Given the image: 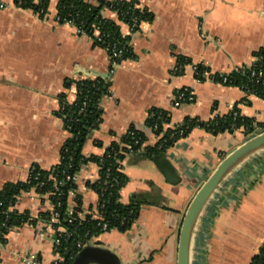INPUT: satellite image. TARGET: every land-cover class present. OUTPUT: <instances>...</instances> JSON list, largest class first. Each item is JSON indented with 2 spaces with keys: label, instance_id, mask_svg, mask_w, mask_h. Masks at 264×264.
Listing matches in <instances>:
<instances>
[{
  "label": "crops",
  "instance_id": "crops-1",
  "mask_svg": "<svg viewBox=\"0 0 264 264\" xmlns=\"http://www.w3.org/2000/svg\"><path fill=\"white\" fill-rule=\"evenodd\" d=\"M58 1L50 0L41 18L15 0H0V189L26 181L33 165L50 169L60 162L71 134L58 111L62 96L69 103L76 100L77 79L109 82L110 92L100 101L101 123L84 146L88 155H103L132 126L145 133L146 145H155L161 136L147 124L153 108L167 111L164 127L173 128L186 117L208 121L236 107L254 119L256 132L193 128L163 155L178 174L177 183L165 178L157 159L126 156L121 200L145 201L128 230L113 228L92 238L115 251L123 264H177L180 227L194 194L226 155L264 130V98L236 85L199 81L194 66L204 64L212 73L251 66L255 53L264 52V0H138L151 17L134 32L106 9L104 15L130 36L136 56L114 68L106 49L74 25L58 22ZM180 56L192 63L176 74ZM182 88L191 89L195 99L174 106ZM99 172L93 161L80 170L77 189L84 210L99 205L98 193L87 184ZM17 199L16 207L33 216L53 208L49 195L33 189ZM4 239L0 264H24L20 255L28 252L45 264L54 258L53 230L43 222L11 229ZM263 244L264 148L234 168L210 198L195 229L191 264H250Z\"/></svg>",
  "mask_w": 264,
  "mask_h": 264
},
{
  "label": "trees",
  "instance_id": "trees-1",
  "mask_svg": "<svg viewBox=\"0 0 264 264\" xmlns=\"http://www.w3.org/2000/svg\"><path fill=\"white\" fill-rule=\"evenodd\" d=\"M15 2L21 7L32 8L41 18H44L47 15L50 0H15ZM106 9L117 13L118 20L127 24L132 23L133 18H137L141 23L151 17L150 12L138 6V0H59L57 20L60 23L71 21L74 26L91 36L94 44L107 50L111 58V67L114 68V61L120 64L136 56L130 45V36L123 35L120 25L104 15ZM138 28L139 26L135 30ZM96 29H99L101 41L94 34ZM115 50H122L119 57L113 56ZM255 55L261 56V59L256 61L251 68L242 65L230 73H224L228 77L225 84L239 86L247 94H255L264 98V52L258 51ZM190 63L192 61L189 58L178 57V69L173 72L180 74ZM195 66L199 71L196 77L203 80L201 74L204 71H210L209 68L204 64ZM259 71L263 74L259 75ZM213 79L222 82L219 73H215ZM75 85L76 100L69 103L62 96L61 107L58 111L65 128L71 134L62 146L60 162L50 169H43L37 164L33 165L26 181L7 183L0 189V239L3 241L5 234L12 228L28 222L36 225L39 220L49 219L51 211L40 212L38 217L33 218L30 211L20 212L16 207L18 196L34 187L40 193L48 194L52 204L55 205V211L59 213V222L55 224V227L60 224L67 229V234L62 236V240L70 251L77 250L73 246L78 240L86 241L102 233L99 220L94 219L92 215L87 214L84 219L79 218L78 213L84 210L81 195L76 197L78 205L74 208V214L70 216L67 213L68 190L77 186L71 177L80 170L83 164L90 161L101 165L100 178L95 182L88 181L87 184L99 194V211L104 221L108 222V230L117 228L126 231L137 219L140 206L145 201L138 197L132 198L128 203L121 200L120 191L127 182V176L123 170H119V162L126 156L141 154L155 160L163 156L168 148L180 138L188 135L195 127H204L213 134L232 132L239 128H244L248 134L256 132L257 125L254 119L241 115L236 107L227 114L215 115L208 121L186 117L173 128L164 127L169 121L167 111L153 108L150 111L153 115L149 114L147 124L154 133L161 136L155 145H146L145 133L132 126L119 140L113 141L103 155H88L84 152V146L92 132L101 123L100 101L108 93L109 82L106 78L96 77L77 79ZM107 175L109 178L106 185ZM113 178L116 180H111ZM104 187L105 190H103ZM58 202L59 205H57ZM69 218H72L71 222L68 221ZM250 264H264V244L254 255Z\"/></svg>",
  "mask_w": 264,
  "mask_h": 264
},
{
  "label": "water",
  "instance_id": "water-1",
  "mask_svg": "<svg viewBox=\"0 0 264 264\" xmlns=\"http://www.w3.org/2000/svg\"><path fill=\"white\" fill-rule=\"evenodd\" d=\"M264 148V130L251 136L226 155L194 194L185 211L178 242L177 264H191V249L197 224L210 198L228 174L246 158ZM170 183L178 182V174L163 156L156 160ZM72 264H123L120 256L104 245L87 242L76 252Z\"/></svg>",
  "mask_w": 264,
  "mask_h": 264
},
{
  "label": "built area",
  "instance_id": "built-area-1",
  "mask_svg": "<svg viewBox=\"0 0 264 264\" xmlns=\"http://www.w3.org/2000/svg\"><path fill=\"white\" fill-rule=\"evenodd\" d=\"M1 5H2V3H1ZM66 23H70V24L74 25L71 21H67ZM128 25L130 26L131 31L134 32V31H137L135 29L138 26H140V22L138 21L137 18H133L132 19V23H130ZM76 29H77V32L79 34H85V35H87L86 33H84L83 30H81V29H79L77 27H76ZM94 34L97 36V38H98L99 41L102 40V37H101L100 32H99V29H96L95 32H94ZM87 36H89V35H87ZM89 37L92 39L91 36H89ZM121 51L122 50H118V51L115 50L113 56L114 57H119L121 55ZM259 59H261V56H258V55L255 56L254 63L256 61H258ZM113 65L114 66L117 65L115 61L113 62ZM252 65L249 66V67L251 68ZM177 69H178V66L176 65V67L174 68V70H177ZM194 70H195L196 75L199 74V71H197V67L196 66H194ZM253 74H254V72H253ZM262 74H263V72L262 71H259V75H262ZM201 75L203 77V80H206V79L214 80L213 79V76L215 75V73H212L210 71H204ZM219 76L222 77V82L223 83H225L228 80V77L225 76L224 73H219ZM197 79L199 81H203L202 79H200L198 77H197ZM109 92H110V89L108 88V93ZM194 99H195V96H194V93H193V91L191 89H189V88H182V89H180V90L177 91V95H176V97H175V99L173 101V104H174V106H179L183 102L193 101ZM150 114L153 115V113H150ZM121 162L122 161L119 162V170H122V167H121L122 166V163ZM85 164H87V163H85ZM85 164H83L81 166L80 170L82 169V167ZM98 166H99V169H101V165L99 163H98ZM80 170L77 171L71 177V180L76 185H77V180H78L79 175H80L79 174L80 173ZM99 178H100V172H99L98 177L94 181H91V182H95ZM108 178H109V175H107V177H106V181H105V184L106 185L108 183ZM53 179H55V176H53ZM111 180L114 181L116 179L113 178ZM56 184H57V182H56ZM32 189L35 190L40 196L48 195V194H42V193H40L35 187L32 188ZM103 190H105V187L103 188ZM68 195H69V198H68L67 213L71 216L75 212L74 208L78 205L77 202H76V197H77V195H80V194L78 192L77 186L76 187H71L68 190ZM59 204L60 203L58 202L57 205H59ZM54 207H55V205H53L52 210H50L51 211V214H50V217H49V219L47 221L39 220V222H43L47 228H51L53 230V237H54V239H53L54 258H53L52 262H50L48 264H72V260L74 258V255L76 254V252L78 250H80L84 245H86L87 242H92V238L93 237L91 239H89V240H86V241L78 240L74 244V246H73V247H76L77 250L75 252L74 251L73 252L70 251V248H68L67 246H65L64 243H63V240H62V236L65 235V234H67V229L64 226L60 225V224L55 227V224H57L59 222V213L57 211H55V208ZM10 209L12 210V208H10ZM20 212H22V211H20ZM87 214H90V215H92V217L94 219L99 220V226L101 227V230L103 232L104 231H108V222L107 221H104L103 216H101L100 211H99V205H98L97 209H95V210H90V211L83 210V211H80L78 213V216H79V218L84 219V217ZM31 216L33 218L38 217V215L37 216L31 215ZM68 221L71 222L72 221V218H69ZM27 224H30V223L28 222V223L19 225V226L15 227V228L16 229L17 228H21V227H23L24 225H27ZM30 225H32V224H30ZM12 229H14V228H12ZM20 258H21V261L24 264H45L42 261V259L40 258V256L38 254L34 253V252H28V253L21 254L20 255Z\"/></svg>",
  "mask_w": 264,
  "mask_h": 264
}]
</instances>
